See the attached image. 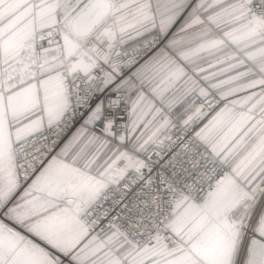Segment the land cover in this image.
I'll list each match as a JSON object with an SVG mask.
<instances>
[{"label": "snow or ice", "instance_id": "6c2138e0", "mask_svg": "<svg viewBox=\"0 0 264 264\" xmlns=\"http://www.w3.org/2000/svg\"><path fill=\"white\" fill-rule=\"evenodd\" d=\"M0 264H264V0H0Z\"/></svg>", "mask_w": 264, "mask_h": 264}]
</instances>
